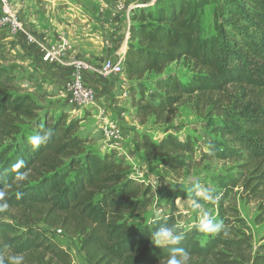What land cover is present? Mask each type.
I'll use <instances>...</instances> for the list:
<instances>
[{"label":"trees","instance_id":"trees-1","mask_svg":"<svg viewBox=\"0 0 264 264\" xmlns=\"http://www.w3.org/2000/svg\"><path fill=\"white\" fill-rule=\"evenodd\" d=\"M211 2L216 0H154L152 6L131 8L120 74L137 83V94L128 88L139 124L148 117L169 123L186 97L206 103L227 87L264 93V0L217 2L214 33L201 37L198 12ZM179 60L187 62L186 74H162ZM149 72L160 74L154 82L155 102L146 98L141 82ZM226 108L219 107L220 119L210 125L214 137L205 138L206 149H196L188 136L182 140L168 131L158 140L135 132L134 147L147 162L173 174L196 150L197 161L237 160L247 173L242 186L252 196L264 195V100L236 97ZM79 122L62 112L54 116L36 103L0 62V207L4 214H19L0 220V258L5 264L12 255L22 256L21 264H70L68 253L34 225L32 218L38 215L46 224L78 234L91 264H165L170 247L185 248L187 264H264V242L253 249L250 236L231 227V220L241 219L227 217L218 232L200 242L195 227L178 226L172 198L168 210L134 226L130 218L151 202L150 186L130 177L129 166L116 152L100 156L88 148L92 139L77 131ZM49 131L38 148L28 143L29 136ZM239 181L236 175L215 178L219 189L211 196L219 213ZM161 225L183 235L179 245L152 243L151 233Z\"/></svg>","mask_w":264,"mask_h":264},{"label":"rangeland","instance_id":"rangeland-1","mask_svg":"<svg viewBox=\"0 0 264 264\" xmlns=\"http://www.w3.org/2000/svg\"><path fill=\"white\" fill-rule=\"evenodd\" d=\"M8 1L13 5V9L18 11L17 19L21 31L13 33L7 28H0L3 29V32H0V62L2 66L15 76V81L36 103L49 110L51 114L55 116L62 112L67 115L68 119L80 120L77 131L89 135L92 139L87 144L88 148L100 156L103 153L116 152L118 157L124 158L129 166L130 177L150 186L151 202L144 211L130 218V222L134 226L148 221L154 214H161L168 210L167 203L172 198L177 208L178 226L195 227L199 231L200 242H203L206 236L212 233L203 231L199 227L205 213H208L215 222H221L220 225H223L227 217L241 219V222L231 220L230 225L233 229H242L250 236L253 249L264 242V195L252 196L249 190L242 186L247 173L242 172L239 161L233 159L197 161L199 153L196 150L192 157H188L187 165L178 173L173 174L161 169L155 162H147L142 152L135 149L133 143L135 132H144L151 139L158 140L165 131H168L182 140L188 136L194 140L196 149H206L205 138L214 137L210 125L220 119L217 114L219 107L226 106V109H229L228 107L232 102H235L236 97L241 98L243 102L262 101L264 93L257 90L242 92L233 87H227L222 93L216 94L206 103L196 104L194 98L186 97L175 107L169 123L157 122L153 117H148L145 123L139 124L133 118L134 108L131 106V95L128 88L131 85L137 94L136 81H129L121 74L106 75L101 72L106 59L105 56H101L99 49H105L109 40H103L100 36L101 33L93 28L96 27L95 14H92L91 17L94 22L92 26H85L84 21L78 17H81L82 13L79 10L76 12L79 6H87L92 9L94 6H98L101 0ZM115 1H119L118 7L123 3H133L135 5L132 8H137L139 5L152 6L154 2V0ZM220 1L211 2L198 12L197 21L201 37L214 33L216 4ZM109 2H114V0H109ZM22 13L29 20L27 23L33 30H37L42 22L46 23L48 33L52 36L48 38L50 40L45 45L66 43L68 46V49L61 54V60L58 63L54 61L50 64V62L43 61L40 50V60L51 66L43 67L42 72L40 69L36 70L33 61L27 60V53L31 49H23L22 42L18 40V37L22 35L26 44L31 46L35 42V38L31 34L32 31L26 29L21 21ZM53 14L57 16L56 19L53 18ZM28 36L32 37V41L26 38ZM114 47L116 49L124 47L123 40L120 43L117 42ZM70 60H82L86 64L82 70V77L84 83L93 89L95 102L85 106H75L68 102L66 83L69 81L71 66L68 61ZM168 72H175L179 75L186 74L188 72L187 62L179 60L170 63L162 74ZM159 76L160 74L149 72L141 79L142 84L146 87L145 96L151 102L156 101L154 82ZM105 119L114 120L121 129V136L116 142L108 141L104 135L102 126ZM21 128L26 130L28 125L23 124ZM226 175H236L241 181L224 199L221 213H219L220 209L211 193L219 189L215 178ZM200 189H206L211 199L200 196ZM4 213V210L0 211V220H8V215H19L16 210ZM32 219L37 222L34 225L41 230L43 235L68 253L70 264H91L82 251V239L78 234L68 232L60 225L46 224L43 217L39 215ZM188 264L197 263L190 261Z\"/></svg>","mask_w":264,"mask_h":264},{"label":"crops","instance_id":"crops-1","mask_svg":"<svg viewBox=\"0 0 264 264\" xmlns=\"http://www.w3.org/2000/svg\"><path fill=\"white\" fill-rule=\"evenodd\" d=\"M119 1L114 2H109V0H101V2L98 4V6H94L92 9H89L87 6H79L76 9V12H81L82 15L80 20L84 21V25H91L94 23L93 20L91 19L92 14H95V22H96V27L94 26L93 28L97 31L100 32L101 38L108 39L109 41L106 43L108 46L105 49H99L101 52V56H105V59L108 60H119L122 61L123 59V53L125 51L126 45H127V36H128V29L131 24L130 20V10L132 8L133 3H128V4H121L118 7ZM58 12V11H57ZM55 12V13H57ZM23 14V13H22ZM21 14V21L24 23V26L26 29L29 31H32V35L35 38V42L33 45H28L26 44L24 38L18 37V40L20 44L22 45L23 49H31L29 53H27V60L33 61L36 70H41L43 71V67H51L48 64L44 63L43 61L40 60V49L42 46H44L47 42H49L48 38H50L52 35L48 33V28H46V23L42 22V25L38 26L37 30H33L27 22L26 16ZM54 19L57 18L55 14L52 15ZM3 29H0V32ZM17 39V38H16ZM123 40L124 47L121 49H116L114 45L118 42L120 43ZM103 42V41H102ZM30 46V47H29ZM32 47V48H31ZM58 63V62H57ZM51 64V63H50ZM53 66L54 63H52ZM57 68V67H56ZM59 68V67H58ZM122 75V74H121ZM110 102V100H108ZM109 112V110H108Z\"/></svg>","mask_w":264,"mask_h":264},{"label":"built area","instance_id":"built-area-1","mask_svg":"<svg viewBox=\"0 0 264 264\" xmlns=\"http://www.w3.org/2000/svg\"><path fill=\"white\" fill-rule=\"evenodd\" d=\"M12 6L10 1L0 0V28H7L10 32L17 33L21 31V27L17 19L18 11L13 9ZM26 38L32 41L31 36ZM66 49H68L67 44L60 43L49 46L44 45L40 50L43 61L51 63L54 61L60 62V56ZM68 64L71 66L69 81L66 83L68 102L75 106H85L95 102L93 89L84 83L82 77V70L86 67V64L82 60H70ZM121 71L122 61L110 59L105 61L101 70L106 75H118ZM102 129L108 141L116 142L121 136V129L114 120L105 119Z\"/></svg>","mask_w":264,"mask_h":264},{"label":"clouds","instance_id":"clouds-1","mask_svg":"<svg viewBox=\"0 0 264 264\" xmlns=\"http://www.w3.org/2000/svg\"><path fill=\"white\" fill-rule=\"evenodd\" d=\"M50 135V131L42 136L34 134L29 136L28 143L35 149L44 143ZM200 196L205 199H211L210 194L206 189H200ZM3 207H0V211H3ZM221 222H215L208 213H205L201 219L199 227L203 231L218 232ZM183 239V235L178 233L172 226L161 225L155 228L151 233V241L156 246H175L179 245ZM189 252L183 247H170V254L165 260V264H187ZM8 264H21L23 257L20 255H12L7 258ZM0 264H5V259L0 258Z\"/></svg>","mask_w":264,"mask_h":264}]
</instances>
